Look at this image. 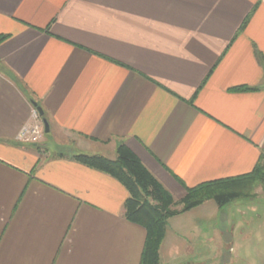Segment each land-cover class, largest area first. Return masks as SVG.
<instances>
[{"label":"crops","instance_id":"crops-1","mask_svg":"<svg viewBox=\"0 0 264 264\" xmlns=\"http://www.w3.org/2000/svg\"><path fill=\"white\" fill-rule=\"evenodd\" d=\"M0 35V264L140 263L127 190L74 154L124 144L176 199L264 155V0H0Z\"/></svg>","mask_w":264,"mask_h":264},{"label":"rangeland","instance_id":"rangeland-1","mask_svg":"<svg viewBox=\"0 0 264 264\" xmlns=\"http://www.w3.org/2000/svg\"><path fill=\"white\" fill-rule=\"evenodd\" d=\"M245 189L222 207L210 199L169 217L159 264H264V186Z\"/></svg>","mask_w":264,"mask_h":264},{"label":"trees","instance_id":"trees-1","mask_svg":"<svg viewBox=\"0 0 264 264\" xmlns=\"http://www.w3.org/2000/svg\"><path fill=\"white\" fill-rule=\"evenodd\" d=\"M245 22L246 20L244 24ZM4 38L6 35H0V42ZM72 157L111 175L127 190L124 216L146 231L139 264H159V247L169 217L197 207L210 199L218 207H222L237 198L239 192L246 190L245 187H251L255 183L264 186V155H261L250 173L187 187L185 195L180 199H176L124 144L118 145L114 159L86 153L74 154Z\"/></svg>","mask_w":264,"mask_h":264},{"label":"built area","instance_id":"built-area-1","mask_svg":"<svg viewBox=\"0 0 264 264\" xmlns=\"http://www.w3.org/2000/svg\"><path fill=\"white\" fill-rule=\"evenodd\" d=\"M42 117L35 106L31 109V122L24 124L18 131L15 139L20 143L38 144L44 137Z\"/></svg>","mask_w":264,"mask_h":264},{"label":"water","instance_id":"water-1","mask_svg":"<svg viewBox=\"0 0 264 264\" xmlns=\"http://www.w3.org/2000/svg\"><path fill=\"white\" fill-rule=\"evenodd\" d=\"M33 105L36 107L37 111L39 112L40 116L42 117L43 116L42 108L39 105H37L36 102H33ZM42 122H43V125H44V132L48 133L49 132V124H48L46 118L42 117Z\"/></svg>","mask_w":264,"mask_h":264},{"label":"flooded vegetation","instance_id":"flooded-vegetation-1","mask_svg":"<svg viewBox=\"0 0 264 264\" xmlns=\"http://www.w3.org/2000/svg\"><path fill=\"white\" fill-rule=\"evenodd\" d=\"M186 264H191V262H187ZM192 264H194V262H192Z\"/></svg>","mask_w":264,"mask_h":264}]
</instances>
